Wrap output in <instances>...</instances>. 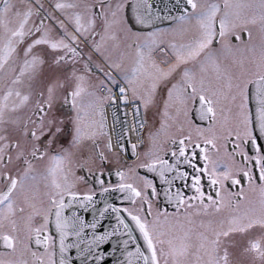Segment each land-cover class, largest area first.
Instances as JSON below:
<instances>
[{
	"label": "snow or ice",
	"instance_id": "1",
	"mask_svg": "<svg viewBox=\"0 0 264 264\" xmlns=\"http://www.w3.org/2000/svg\"><path fill=\"white\" fill-rule=\"evenodd\" d=\"M127 5L55 0L48 11L42 0H0V264H29L28 256L57 264V239L58 264H75L71 249L79 264H233L234 235L256 230L243 253L264 264V0H176L163 14L133 0L131 19ZM163 21L168 27L156 26ZM250 26L258 43L243 41L244 33L253 39ZM93 65L104 77L94 84ZM106 107L133 116L121 136L144 129L141 109L160 116L135 167L122 163L127 148L120 138L113 144ZM193 112L207 127L192 122ZM130 147L135 156L137 144ZM94 160L99 173L88 167ZM76 168L89 176H75ZM105 171L118 182L106 187ZM90 178L101 197L118 193L121 206L103 200L86 221L71 208L97 211L95 193L74 190ZM156 179L174 212L154 208ZM109 212L115 224L98 232Z\"/></svg>",
	"mask_w": 264,
	"mask_h": 264
},
{
	"label": "flooded vegetation",
	"instance_id": "2",
	"mask_svg": "<svg viewBox=\"0 0 264 264\" xmlns=\"http://www.w3.org/2000/svg\"><path fill=\"white\" fill-rule=\"evenodd\" d=\"M52 2H55V0H50ZM50 5L48 3H45V8L48 9V11H50L49 9ZM58 15V14H57ZM157 27H168V24L166 25H161V26H157ZM252 32H253V39L252 41L248 40V36L247 33L243 34V41L246 43H258L259 42V33L258 30L252 26H250ZM135 31H150L151 29H136L133 28ZM255 29V30H254ZM254 30V31H253ZM231 43L233 45H236L238 42L236 41L235 37L231 38ZM244 45L241 44V47H243ZM118 56V53H114L113 54V58H116ZM93 60L96 63H99L105 71H107V65L104 63L103 58L97 57V56H93ZM225 63H229V61H225ZM47 70V69H46ZM93 74L90 80V83H96L97 79H103V73L100 72L98 69L95 68V65H93ZM114 91H118V88H114ZM59 100L62 102L63 101V91H61L59 93ZM162 106V105H161ZM171 115L173 117H175V110H171ZM105 117L107 120V127H108V132H109V136H111L113 144L115 145L116 140L118 138L121 139V142L124 143L126 145L127 151L126 152H121L119 155L121 157H123L122 163L124 164L125 169H127L128 167H135V165L143 162L145 160V156L144 153L149 149L150 147V141H149V132L150 131H154L155 128L159 127V121H160V116L157 114V110L156 108H152L150 109L147 114H145L144 110L141 109V116L140 119L141 120H146V126L144 127L143 130H137L135 133H131L129 132V134L127 135H123L121 136L122 130L127 127L128 129H131L132 125H133V116L131 114H129L127 117H125L124 113L122 111H118V110H114L111 107H106L105 109ZM191 119L192 122L194 124H199L201 127H207V122H201L199 121V119L195 116V113H191ZM125 120H127V124H125ZM178 120L180 122L184 121V117L181 115ZM169 123H173V121H169ZM171 132H175V126H173L170 129ZM108 137H100L99 138V143H100V150L104 151L106 153V155H108L111 158H115V153H108L107 149L105 148V145L107 143ZM142 141V143H141ZM137 144V148H136V155L134 156L132 154V149L130 147L131 144ZM87 150L89 151V153H91V142H89V144L87 145ZM198 162V161H197ZM100 161L99 160H94V162H90L88 167H91L93 169L94 173H99L100 171ZM202 166V165H201ZM189 171H191L190 169H188ZM75 171V176H85L88 177L89 174L86 171H81L78 168L74 169ZM142 175V174H140ZM113 177H115V175L113 174L111 177H109L107 175V171H105V175L103 176V179L105 181V186L107 187L109 183L111 184H115L117 183V178H116V182H113ZM71 180H75V177H70ZM151 179V178H150ZM182 182H178V184H180ZM205 187L204 190L205 192L209 191L208 188V182L205 179L203 181ZM158 190L160 191V196L158 197L157 201L154 203V208L156 205H158L161 209H164L165 207H167V210L169 213H172L175 211L174 208L172 207H168L165 203V197L163 195V186L159 183L156 184ZM141 188L143 187V185L140 186ZM99 188L96 185V182L93 178L88 179L87 182L85 181H75V191H77L79 194H85V193H94L96 190H98ZM187 194H191L187 192V189H183ZM234 190H238L234 189ZM173 191H175V189H173ZM121 206V203L118 205ZM122 206L125 207H134L131 204H123ZM139 206V201L137 202V205H135V207ZM37 223H39V220L37 221ZM259 234V231H253L250 232L248 234H240L237 233L234 235V240L236 241V247L230 249V260L233 262V264H251L252 262V257L249 254H245L243 253V248L247 246V241L250 238H254L256 235ZM32 248L34 251H38V252H42L43 248H37L35 246V244L32 245ZM2 245H0V251H2ZM26 259L29 260V264H31V257L28 256L26 257Z\"/></svg>",
	"mask_w": 264,
	"mask_h": 264
},
{
	"label": "water",
	"instance_id": "3",
	"mask_svg": "<svg viewBox=\"0 0 264 264\" xmlns=\"http://www.w3.org/2000/svg\"><path fill=\"white\" fill-rule=\"evenodd\" d=\"M133 0H130L128 2L127 8H126V15L128 16L129 19L132 18V10H131V4H132ZM149 2L152 4L153 6V10H160L161 14H163L164 9L168 8V9H173V5L176 3V0H149ZM171 14H175V11H173ZM168 23L167 21H163V22H157L156 26L158 25H162V24H166ZM134 28H139V29H145L143 26H137L135 24H133ZM250 107L252 108V111L254 113L255 111V101H252ZM144 169H141L140 171H143ZM146 171V170H144ZM119 195L118 193H108L105 194L104 197H101V195H97L95 198L96 203V209L97 211L94 213L92 208H89L87 211H85L84 209L80 208L78 205H74L71 208V211H77L78 214L82 217L85 218L86 221H91L93 219V215L95 214L96 216H99V212L98 209L100 207H103V200H107L109 203H116V199L115 196ZM66 213L70 214L69 210H66ZM128 223L131 224V221H127ZM115 224V219H114V214L106 213L105 217L100 220L98 227H97V231L98 232H103L105 227L111 228L113 225ZM133 229H134V225H133ZM91 231V230H88ZM52 234L55 235V231L54 229L52 230ZM133 235L136 237L138 243H140L141 245L143 244L142 239L140 238V234L138 232V230L133 231ZM102 250H104L105 252H110L113 244L110 242L106 243L105 245H102ZM56 252L57 255L55 257L57 264L59 262V242L57 239L56 242ZM119 253V249H117V254ZM69 255L73 258V260L75 261V264H79V259L76 256V251L75 249H71L69 250ZM92 264H95V262L93 261ZM104 264H113V259L111 257L106 258V261L104 262Z\"/></svg>",
	"mask_w": 264,
	"mask_h": 264
},
{
	"label": "rangeland",
	"instance_id": "4",
	"mask_svg": "<svg viewBox=\"0 0 264 264\" xmlns=\"http://www.w3.org/2000/svg\"><path fill=\"white\" fill-rule=\"evenodd\" d=\"M42 2L45 4V1L44 0H42ZM47 2H49V5L51 4V3H53L52 1H50V0H47ZM49 9H50V11H52V8L51 7H49ZM255 28V27H254ZM255 30V29H254ZM253 30V31H254ZM138 184H139V186H141L142 185V182H139L138 181ZM149 219H151V218H149ZM163 227H166L167 225H162Z\"/></svg>",
	"mask_w": 264,
	"mask_h": 264
}]
</instances>
